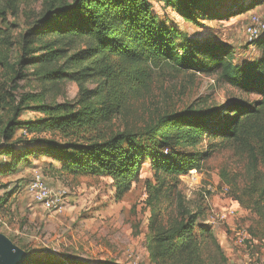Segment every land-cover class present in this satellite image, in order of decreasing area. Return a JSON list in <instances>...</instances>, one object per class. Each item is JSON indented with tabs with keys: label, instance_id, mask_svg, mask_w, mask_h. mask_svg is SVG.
I'll use <instances>...</instances> for the list:
<instances>
[{
	"label": "rangeland",
	"instance_id": "374dc122",
	"mask_svg": "<svg viewBox=\"0 0 264 264\" xmlns=\"http://www.w3.org/2000/svg\"><path fill=\"white\" fill-rule=\"evenodd\" d=\"M252 1L207 0V12L219 16L201 15L196 22L185 20L165 0L152 1V11L163 26L187 37L172 31L181 50L187 48L191 39L228 44L236 62L245 63L260 56L259 48L247 40L245 25L251 13L264 17V0L256 5ZM246 4L250 5L244 7ZM45 6L46 0H36L9 16L13 45L0 71V151L7 143L2 139V129L12 120L16 104L26 101L30 106H76L81 99L74 81L52 82L41 74L38 65L23 63L41 51L44 41L37 34V21ZM257 98L219 83L215 75L177 72L162 64L154 69L149 89L130 97L126 115L114 117L106 126L110 131L129 128L140 132L158 114L175 113L190 106L222 108L232 100ZM44 117L36 110L26 109L19 119L34 121ZM24 133L17 128L16 139L8 144L19 138L29 139ZM36 136L61 140L56 132ZM187 150L199 154L200 169L173 178L163 172L155 173L146 160L138 181L121 200L116 197L110 178L74 176L62 172L61 165L51 157L30 156L12 175H0V188H5L0 190V233L25 251L31 264H161L156 238L167 227L169 217L198 214L196 228L210 227L228 264H264V218L261 225L253 207L257 195H248L255 184L264 185L263 162L253 170L245 152L212 134ZM1 159L11 160L6 156ZM35 172L63 195L64 205L59 211L46 212L28 194L26 183ZM238 234L247 238L252 235L255 247L250 246L249 240L243 245L237 243Z\"/></svg>",
	"mask_w": 264,
	"mask_h": 264
},
{
	"label": "trees",
	"instance_id": "16d2710c",
	"mask_svg": "<svg viewBox=\"0 0 264 264\" xmlns=\"http://www.w3.org/2000/svg\"><path fill=\"white\" fill-rule=\"evenodd\" d=\"M35 1L0 0V71L13 45L9 16ZM152 1L155 0H46V9L37 21V34L44 41L41 51L23 63L38 65L41 74L52 82L74 81L81 99L76 106H30L26 101L13 106L12 120L1 132L7 143L0 151V159L6 156L11 160H0V175H12L30 156H48L61 165L62 172L110 178L121 200L138 181L146 160L155 173L173 178L200 169L199 154L187 148L195 147L208 134L221 136L245 152L253 170L259 162L264 164V38L255 43L259 58L245 63L236 62L228 44L191 39L181 50L172 31L187 37L159 22L152 11ZM165 2L188 21L196 22L201 15L219 16L207 12V0ZM162 64L177 72L215 75L219 83L258 98L232 100L222 108L190 106L158 114L140 132L129 128L108 130V122L126 115L130 97L149 89L154 69ZM26 109L45 117L22 121L19 117ZM17 128L30 138L8 144L16 139ZM43 132H56L60 142L36 136ZM248 195H257L253 207L262 225L264 185L255 184ZM197 218L198 214L169 217L167 227L156 238L161 264H228L210 227L196 228ZM251 236L249 243H254Z\"/></svg>",
	"mask_w": 264,
	"mask_h": 264
},
{
	"label": "built area",
	"instance_id": "2783aa9c",
	"mask_svg": "<svg viewBox=\"0 0 264 264\" xmlns=\"http://www.w3.org/2000/svg\"><path fill=\"white\" fill-rule=\"evenodd\" d=\"M245 35L252 45L264 38V17L255 12L251 13L245 25ZM26 186L27 192L33 202L46 212H57L63 207V195L60 192L54 191L41 173L35 172L30 180L27 181ZM0 222H2L1 217ZM250 239V237L247 238L238 234L237 243L243 245ZM249 244L252 248L255 247L254 243L250 242Z\"/></svg>",
	"mask_w": 264,
	"mask_h": 264
},
{
	"label": "water",
	"instance_id": "95a60500",
	"mask_svg": "<svg viewBox=\"0 0 264 264\" xmlns=\"http://www.w3.org/2000/svg\"><path fill=\"white\" fill-rule=\"evenodd\" d=\"M0 264H31V259L0 233Z\"/></svg>",
	"mask_w": 264,
	"mask_h": 264
},
{
	"label": "crops",
	"instance_id": "0c3cea01",
	"mask_svg": "<svg viewBox=\"0 0 264 264\" xmlns=\"http://www.w3.org/2000/svg\"><path fill=\"white\" fill-rule=\"evenodd\" d=\"M49 184V183H48ZM2 189H5V188H0V190H2ZM54 190V189H53Z\"/></svg>",
	"mask_w": 264,
	"mask_h": 264
}]
</instances>
